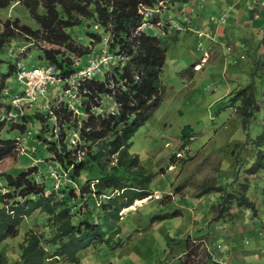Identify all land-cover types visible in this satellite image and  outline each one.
I'll list each match as a JSON object with an SVG mask.
<instances>
[{
	"label": "rangeland",
	"instance_id": "rangeland-1",
	"mask_svg": "<svg viewBox=\"0 0 264 264\" xmlns=\"http://www.w3.org/2000/svg\"><path fill=\"white\" fill-rule=\"evenodd\" d=\"M183 1L187 0L159 1L160 12L154 14V19H162L164 24L146 31L158 37L167 49L161 74V103L137 129L129 149L131 155H138L139 167L153 176L149 194L136 199L146 201L136 204L135 200L121 211V238L111 241V245L82 251L80 262L74 264H264V0H239L238 4L232 0L229 5L213 9L207 4L209 0L205 4L191 0L189 6L195 8L194 17L200 14L202 27H196L193 21L185 23L183 14L175 13ZM234 1L237 5L232 7ZM241 8L233 26L236 10ZM223 18L226 21L222 22ZM16 19L21 25L39 29L20 2L0 8V29ZM174 23H179L181 29L177 30ZM91 25L90 20L85 21L87 29ZM229 27L235 31L224 34ZM216 29H222L221 34ZM197 30L204 33L203 37H198ZM73 32L78 42L92 47L90 54L71 56L85 68L108 44V35L104 32L103 42L98 43L91 42L80 27ZM27 39H8V46L2 49L6 55H0L6 61L0 60L4 74L8 75L10 60L17 67L49 66L38 46ZM117 67L119 64L103 67L93 79L108 78L113 82ZM7 75H0V117L13 110L12 99L25 89L17 75ZM73 78H61L56 85H50L33 106H26L23 117L0 122V139H19L16 153L0 162V195L10 191L2 176L9 171L23 173L33 168L39 181L45 180L56 190L70 181L64 174L61 181L51 175L62 171L51 160L48 142L57 140L59 120L50 114L47 105L57 101L70 104L82 124L80 121L88 114L84 95L87 90L77 93L72 87ZM249 86L255 90L256 100L255 106L247 109L249 115L244 116V98H238V93ZM96 97L92 110L97 114L100 98ZM187 125L193 132L184 141L183 129ZM66 132L65 143L71 145L74 134L68 129ZM82 155L78 153L79 158ZM117 157V153L110 154L109 159L116 162ZM133 169L138 171V167ZM96 182L91 181V185ZM242 196L254 208L237 204ZM82 210H87L85 204ZM99 222L103 223V218ZM30 229L49 237L46 215L35 211L22 224L19 236L0 243V252L9 263L20 259L19 244ZM46 246L51 264H69L63 257L53 255L55 248Z\"/></svg>",
	"mask_w": 264,
	"mask_h": 264
},
{
	"label": "trees",
	"instance_id": "trees-1",
	"mask_svg": "<svg viewBox=\"0 0 264 264\" xmlns=\"http://www.w3.org/2000/svg\"><path fill=\"white\" fill-rule=\"evenodd\" d=\"M159 1L0 0V8H9L20 2L39 25V29H33L21 25L18 19L4 24L3 29H0L1 56L6 55L2 49L8 46V39L29 38L27 40L34 42L43 53L48 65L54 64L59 76L66 80L82 68L71 56L83 57L92 50L91 46L83 45L74 36L73 29L80 27L83 34L91 38V42L102 43L105 32L110 52L128 58L125 65L117 67L114 73L116 97L123 103L117 115L102 117L92 110L94 98H104L111 91L108 78L104 81L92 79L81 88V92L85 88L87 90L84 95L89 116L81 121L80 147L84 154L80 158L78 150L65 143L66 129L74 132L79 124L78 117L74 116L66 103L54 113L59 120V135L56 141H48L51 144V160L61 166L62 178L66 175V179H70L66 181L67 185H60L56 190L45 180L39 181L33 168L23 173L9 171L2 175L10 191L0 195V203L3 205L0 207V243L19 236L22 224L35 211L46 215L50 236L46 237L33 229L28 230L23 242L19 244L20 259L9 263L0 252V264H51V253L46 244L55 248L53 255L63 257L69 264L78 263L82 251L92 246L111 245V241L121 238V211L136 199L148 196V184L153 176L139 167L138 155H131L129 149L133 135L148 121L163 97L161 74L167 49L162 47L158 37L146 31H138L143 18L139 12L140 5L155 8ZM86 20L92 24L88 29L85 26ZM154 21L157 22V18ZM7 64L8 75L2 70L0 75H7L8 78L17 75V63L10 60ZM135 74L140 77L138 81H135ZM123 79H127V83L122 87ZM249 88L238 93V98H244V116L249 115L248 108L255 106L254 89L251 88L250 94L244 97ZM244 120L248 124L247 119ZM192 132L190 125L183 129L184 141L189 140ZM96 141L101 143L95 144ZM16 144L14 139H0V162L16 153ZM115 153L118 157L113 162L109 156ZM134 167H138V171ZM95 180L97 182L91 185V181ZM114 192L115 195H112ZM6 200L8 203H5ZM84 204L86 211L82 210ZM237 204L254 208L244 196ZM102 218L104 222L100 223ZM220 218L215 217V220ZM117 245L114 244V247Z\"/></svg>",
	"mask_w": 264,
	"mask_h": 264
},
{
	"label": "built area",
	"instance_id": "built-area-1",
	"mask_svg": "<svg viewBox=\"0 0 264 264\" xmlns=\"http://www.w3.org/2000/svg\"><path fill=\"white\" fill-rule=\"evenodd\" d=\"M201 2L205 4L207 0H201ZM160 8L161 7L157 6L155 8L151 7L148 9V7L147 8L144 7L143 4L140 5L139 12L143 18H142V24L141 26H139L138 31H147V29L152 28L155 25L159 26L164 24V22L161 23V21L159 20L156 22V24L153 22L154 14H158L160 12ZM181 13L183 14V21L186 23L189 17L185 9H182ZM224 21H226L225 18L222 19V22ZM174 25L177 28V30L181 29V25H179V23H174ZM196 32L199 38L203 37L204 33L202 31L197 30ZM206 36H209V33H207ZM107 40L108 38H105V41ZM118 59L120 60L118 61ZM127 60L128 58L126 56L123 55L119 56L114 53H111L108 44H106L104 48L98 52L97 56L89 60V64L85 68L84 67L81 68L77 73H75L72 77H70V78L74 77L72 87L77 90V93H79L85 82L93 79L94 77H97L99 73H102L103 67L109 68L110 66H113L115 64H119V67H121L125 65V62ZM114 75L116 77V74ZM17 78L20 82L25 84L24 92L21 94H17L12 99V105L14 107L13 110L4 113V115L1 114L0 122L13 121L21 116L23 117L25 115L26 106L27 107L29 105L33 106L35 104L38 95H45L48 92L50 85H56L59 81L62 80L54 64H50L46 68L44 67L27 68L20 65L18 67ZM134 78L135 81H138L140 79L138 74H135ZM126 83H127V79H123L121 83L122 87L125 86ZM110 89L111 91L104 98L99 99V105L95 109L97 114L101 115L102 117L117 115L123 106V103L119 101L116 97L117 89L115 85H113L112 81H111ZM69 91L70 89H68L66 92L68 93ZM73 96L74 98H76L77 94H74ZM106 97H107V103L105 101ZM96 99L98 98L96 97ZM61 106H62V102L57 101L53 105L52 104L47 105V108H49L50 114L55 116L54 114L55 111L60 109ZM69 107L71 109V106ZM87 116H89V113L87 114ZM82 125L83 123L78 124V126L75 128V131L73 132L74 137L71 139L70 146L74 150L77 149L78 153L84 154V151L80 147L81 145L80 129L82 128ZM16 141L18 144L19 140ZM51 175L53 176V178L56 177L59 179V181H61L62 176L59 175L57 171L52 172Z\"/></svg>",
	"mask_w": 264,
	"mask_h": 264
},
{
	"label": "crops",
	"instance_id": "crops-1",
	"mask_svg": "<svg viewBox=\"0 0 264 264\" xmlns=\"http://www.w3.org/2000/svg\"><path fill=\"white\" fill-rule=\"evenodd\" d=\"M196 1H198L199 2V0H196ZM237 1V4L239 3V0H236ZM236 1H234V5H232V7H235L237 4H236ZM232 2V0H209V2L207 3L208 5H210V7H211V9H213V8H215V7H218V6H220V5H223L224 4V6L225 5H229V3H231ZM195 4V3H194ZM189 5H192V2H191V0H187V1H183V2H179V4H178V7L181 9V11H182V9H185V11L187 10V12H188V16H189V19H188V21L189 22H192L193 21V23H194V25H196V27H202L201 26V22H202V18L200 17V14L199 15H197L196 17H194V15H193V13L195 12V8H193L192 6H189ZM195 6L197 7V4H195ZM209 7V8H210ZM221 7V6H220ZM175 8V7H174ZM231 8V7H230ZM180 9L176 12L175 11V13H179V14H182V13H180L179 11H180ZM237 9V8H236ZM169 10V9H168ZM224 11V10H223ZM239 11H243V9L241 8L240 10H236V14H235V16H234V18H235V21L233 22V26L235 25V23H237V21H238V16H239ZM186 12V13H187ZM224 13V12H223ZM212 15V14H211ZM242 15V14H241ZM211 17V16H210ZM159 21H161V23L163 22L162 21V19L161 20H159ZM188 21L186 22V23H188ZM171 21H169V25H171ZM206 23V22H205ZM204 23V24H205ZM238 24H240L239 22H238ZM200 25V26H199ZM154 27V26H153ZM152 27V28H153ZM160 27V26H159ZM222 29H225V27H221ZM230 28V27H229ZM229 28H226V30L227 31H225V32H223L224 34H226V32H232V31H235V29H229ZM149 29H151V28H149ZM193 29V28H192ZM222 29H221V31L220 30H217L216 29V31L217 32H219L220 34H221V32H222ZM148 30V29H147ZM189 30H191V29H189ZM196 30V29H195ZM236 33V32H235ZM237 34V33H236ZM197 63V62H196ZM195 63V65H197V66H201V63H198V64H196ZM203 65V64H202ZM17 140H19L18 138H17ZM53 166V165H52Z\"/></svg>",
	"mask_w": 264,
	"mask_h": 264
},
{
	"label": "bare ground",
	"instance_id": "bare-ground-1",
	"mask_svg": "<svg viewBox=\"0 0 264 264\" xmlns=\"http://www.w3.org/2000/svg\"><path fill=\"white\" fill-rule=\"evenodd\" d=\"M144 201H146V200H136V204H141L142 202H144ZM125 210H127V209H125Z\"/></svg>",
	"mask_w": 264,
	"mask_h": 264
}]
</instances>
